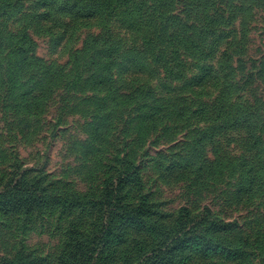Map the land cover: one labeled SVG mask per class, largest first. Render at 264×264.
<instances>
[{
	"label": "rangeland",
	"instance_id": "rangeland-1",
	"mask_svg": "<svg viewBox=\"0 0 264 264\" xmlns=\"http://www.w3.org/2000/svg\"><path fill=\"white\" fill-rule=\"evenodd\" d=\"M0 264H264V0H0Z\"/></svg>",
	"mask_w": 264,
	"mask_h": 264
},
{
	"label": "trees",
	"instance_id": "trees-1",
	"mask_svg": "<svg viewBox=\"0 0 264 264\" xmlns=\"http://www.w3.org/2000/svg\"><path fill=\"white\" fill-rule=\"evenodd\" d=\"M57 11H59L60 12V10H58L57 9ZM99 55H101V54H99ZM102 56V55H101ZM108 56V58H107V60L106 61H102V62H105L106 64L104 65V66H102L101 68H107L108 70H110V68H111V66H112V62H113V59H112V55L111 54H109V55H107ZM99 60H101V59H99ZM96 62H98V65L100 66V61H95V63ZM57 71H61L62 70V68H57L56 69ZM54 72V71H53ZM57 73L58 72H54V73H52L51 75H50V78L51 77H54V79H55V75H57ZM109 76V79H113L112 78V76L111 75H108ZM97 78V80H99L97 83H102L104 80H105V77H96ZM235 105H232L231 106V108L227 105V106H225L224 105V103H222L221 104V107L219 108V109H221V110H223L225 113H230V110H233V107H234ZM247 109V108H246ZM229 111V112H228ZM233 112H235V111H233ZM241 111H239V110H236V114H238L237 115V117H240V116H242V117H248L249 115H251L252 113L251 112H249V110L247 109V111H245V109L240 113ZM230 115V114H229ZM9 183L11 184L12 183V181L10 180L9 181Z\"/></svg>",
	"mask_w": 264,
	"mask_h": 264
}]
</instances>
